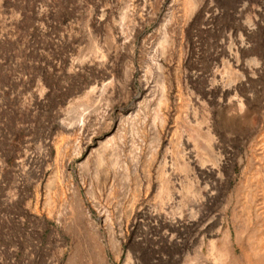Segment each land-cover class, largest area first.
<instances>
[{"label":"rangeland","instance_id":"374dc122","mask_svg":"<svg viewBox=\"0 0 264 264\" xmlns=\"http://www.w3.org/2000/svg\"><path fill=\"white\" fill-rule=\"evenodd\" d=\"M256 176L264 0H0V264H264Z\"/></svg>","mask_w":264,"mask_h":264},{"label":"bare ground","instance_id":"6f19581e","mask_svg":"<svg viewBox=\"0 0 264 264\" xmlns=\"http://www.w3.org/2000/svg\"><path fill=\"white\" fill-rule=\"evenodd\" d=\"M253 180L254 181H252V184L255 185V188L253 189H256L255 190L256 192L252 193L249 192V190L247 191L249 192L248 194L249 204L254 203L256 201L257 195L259 193L261 196H263L262 199L264 198V181L258 176H256V178H254ZM250 210H251L250 207H248V211H249L248 213L250 214V217H249V222L244 227L245 230L244 233L246 235L247 245L250 254L252 255V257H255L262 255V253L264 252V218L261 217V215L254 216Z\"/></svg>","mask_w":264,"mask_h":264}]
</instances>
